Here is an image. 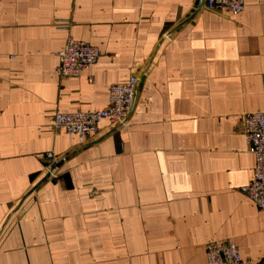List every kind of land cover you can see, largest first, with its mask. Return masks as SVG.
Returning <instances> with one entry per match:
<instances>
[{
  "label": "crops",
  "instance_id": "0c3cea01",
  "mask_svg": "<svg viewBox=\"0 0 264 264\" xmlns=\"http://www.w3.org/2000/svg\"><path fill=\"white\" fill-rule=\"evenodd\" d=\"M199 3L0 0V264H208L213 240L264 258V214L242 191L256 165L244 115L264 110V0L237 15L204 1L169 34ZM70 35L100 57L60 77ZM132 75L124 124L103 120L84 143L54 129L57 111L103 109ZM50 152L51 177L1 231Z\"/></svg>",
  "mask_w": 264,
  "mask_h": 264
},
{
  "label": "built area",
  "instance_id": "2783aa9c",
  "mask_svg": "<svg viewBox=\"0 0 264 264\" xmlns=\"http://www.w3.org/2000/svg\"><path fill=\"white\" fill-rule=\"evenodd\" d=\"M212 10L227 9L234 15L245 10V0H205ZM59 64L56 72L60 77H77L94 65L100 57V49L88 41L69 36L65 47L58 51ZM138 79L132 75L127 81L113 83L109 87L108 105L99 110L57 111L53 121L56 131L77 135L81 143L96 136L99 124L108 120L111 125L124 124L129 117L135 101ZM244 137L249 151L255 156L256 165L252 180L242 188L245 195L253 201L264 214V110L247 112L244 115ZM51 169L54 155H46ZM208 264H264V258L253 263L242 257L234 241H209L206 244Z\"/></svg>",
  "mask_w": 264,
  "mask_h": 264
},
{
  "label": "water",
  "instance_id": "95a60500",
  "mask_svg": "<svg viewBox=\"0 0 264 264\" xmlns=\"http://www.w3.org/2000/svg\"><path fill=\"white\" fill-rule=\"evenodd\" d=\"M204 1L205 0H200V3H199V6H198V8H197V10L191 15V16H189L187 19H185L184 21H182L179 25H177L169 34H171L173 31H175L177 28H179L181 25H183L184 23H186V22H188L189 20H191L194 16H195V14L198 12V10H200L201 9V7L203 6V4H204ZM160 45H161V43H160ZM160 45L157 47V49H156V52L158 51V49H159V47H160ZM156 52H155V54H156ZM155 54H154V56H155ZM154 56H153V58H154ZM153 58L151 59V63H152V61H153ZM137 91H138V88H136V95H135V100H136V97H137ZM134 104H135V101H134ZM134 104H133V107H134ZM133 109V108H132ZM55 167H56V163H53V165L51 166V169L47 172V174L45 175V177H43L23 198H22V200L20 201V203L18 204V206L12 211V213L8 216V218L6 219V221H5V223H4V225H3V227H2V229H1V231H3L4 230V228H5V226H6V224H7V222H8V220L10 219V217H11V215L14 213V212H16L20 207H21V205L23 204V202L25 201V199L30 195V194H32L36 189H37V187L39 186V185H41L44 181H46L47 179H49L50 177H51V175H52V172L54 171V169H55Z\"/></svg>",
  "mask_w": 264,
  "mask_h": 264
}]
</instances>
